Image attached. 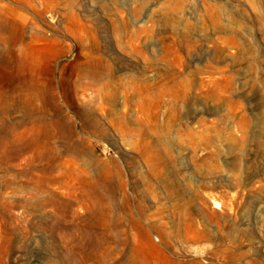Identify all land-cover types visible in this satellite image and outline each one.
<instances>
[{
    "label": "rangeland",
    "instance_id": "rangeland-1",
    "mask_svg": "<svg viewBox=\"0 0 264 264\" xmlns=\"http://www.w3.org/2000/svg\"><path fill=\"white\" fill-rule=\"evenodd\" d=\"M0 264H264V0H0Z\"/></svg>",
    "mask_w": 264,
    "mask_h": 264
},
{
    "label": "bare ground",
    "instance_id": "bare-ground-1",
    "mask_svg": "<svg viewBox=\"0 0 264 264\" xmlns=\"http://www.w3.org/2000/svg\"><path fill=\"white\" fill-rule=\"evenodd\" d=\"M14 62V61H13ZM15 63V62H14ZM21 76V75H20ZM12 78V77H11ZM7 83V82H6ZM23 83V82H22ZM14 84V83H13ZM16 85V84H15ZM6 86V85H5ZM12 89V88H11ZM18 89V88H17ZM34 97V96H33ZM32 99V98H31ZM34 99V98H33ZM17 101V100H16ZM25 102V101H24ZM4 103V102H3ZM20 103V102H19ZM21 104V103H20ZM30 104V102L28 103V104H25V105H29ZM24 105V104H23ZM7 107V106H6ZM23 107V106H22ZM28 107V106H27ZM36 107V106H35ZM9 108V107H8ZM31 108V107H30ZM6 109V108H5ZM10 109V108H9ZM27 109V108H26ZM27 111V110H26ZM25 111V112H26ZM2 112V111H1ZM28 112V111H27ZM30 113H32V112H30ZM37 114V113H36ZM25 116V115H24ZM33 117V116H32ZM36 118V117H35ZM35 120V119H34Z\"/></svg>",
    "mask_w": 264,
    "mask_h": 264
}]
</instances>
